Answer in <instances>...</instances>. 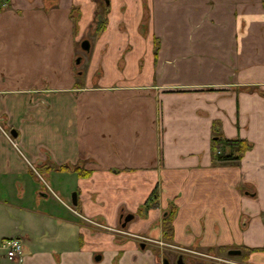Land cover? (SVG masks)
Returning a JSON list of instances; mask_svg holds the SVG:
<instances>
[{
    "label": "crops",
    "instance_id": "1",
    "mask_svg": "<svg viewBox=\"0 0 264 264\" xmlns=\"http://www.w3.org/2000/svg\"><path fill=\"white\" fill-rule=\"evenodd\" d=\"M176 257L264 264V0H6L0 264Z\"/></svg>",
    "mask_w": 264,
    "mask_h": 264
},
{
    "label": "trees",
    "instance_id": "2",
    "mask_svg": "<svg viewBox=\"0 0 264 264\" xmlns=\"http://www.w3.org/2000/svg\"><path fill=\"white\" fill-rule=\"evenodd\" d=\"M6 0H0V6ZM215 147L218 152L217 159L222 163H233L239 161L242 155L249 150L250 145L245 141H228L217 139L215 142ZM158 194H155L154 198L156 199ZM149 207L148 204L146 208ZM175 217V211H172L170 215L164 220L163 229L165 237L172 236L173 228L172 222Z\"/></svg>",
    "mask_w": 264,
    "mask_h": 264
},
{
    "label": "built area",
    "instance_id": "3",
    "mask_svg": "<svg viewBox=\"0 0 264 264\" xmlns=\"http://www.w3.org/2000/svg\"><path fill=\"white\" fill-rule=\"evenodd\" d=\"M143 240H147V239H143ZM1 249L6 253V257L10 260L20 261L23 257V246L20 239H12L5 242L4 244H2Z\"/></svg>",
    "mask_w": 264,
    "mask_h": 264
},
{
    "label": "water",
    "instance_id": "4",
    "mask_svg": "<svg viewBox=\"0 0 264 264\" xmlns=\"http://www.w3.org/2000/svg\"><path fill=\"white\" fill-rule=\"evenodd\" d=\"M83 49L88 50L89 49V43L88 42H84L82 45ZM14 138H17V134L15 132L12 133ZM73 205L76 206L77 205V195L73 194ZM133 216H129L126 219V223L130 222L131 220H133ZM142 248L144 249V246H142ZM230 256H238L240 255L239 251H230L229 252ZM165 264H168V261H165ZM176 264H186L184 261L183 257H179Z\"/></svg>",
    "mask_w": 264,
    "mask_h": 264
},
{
    "label": "rangeland",
    "instance_id": "5",
    "mask_svg": "<svg viewBox=\"0 0 264 264\" xmlns=\"http://www.w3.org/2000/svg\"><path fill=\"white\" fill-rule=\"evenodd\" d=\"M43 177H44V179H45L46 181H48V185L51 184V183H49L50 181L48 180L47 177H45V176H43ZM44 184H45V186H48L46 182H45ZM49 187H50L49 190H50L51 192H52V191L57 192V188H56V186H54V185L51 184V186H49ZM46 188H47V187H45V189H46ZM119 233H120V234H119L120 236H124V234H123L124 232L119 231ZM137 240H139L140 242L147 243V242H145L143 239L140 240V238L137 239ZM161 248H164V249H170V248H168V247H161ZM176 258H179V257H176ZM193 264H194V263H193Z\"/></svg>",
    "mask_w": 264,
    "mask_h": 264
},
{
    "label": "flooded vegetation",
    "instance_id": "6",
    "mask_svg": "<svg viewBox=\"0 0 264 264\" xmlns=\"http://www.w3.org/2000/svg\"><path fill=\"white\" fill-rule=\"evenodd\" d=\"M145 241V240H144ZM145 242H147V241H145Z\"/></svg>",
    "mask_w": 264,
    "mask_h": 264
}]
</instances>
